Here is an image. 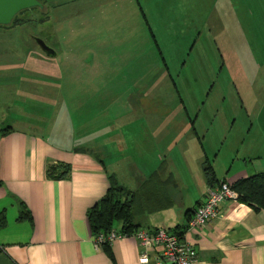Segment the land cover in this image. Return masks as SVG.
<instances>
[{
  "label": "rangeland",
  "instance_id": "obj_1",
  "mask_svg": "<svg viewBox=\"0 0 264 264\" xmlns=\"http://www.w3.org/2000/svg\"><path fill=\"white\" fill-rule=\"evenodd\" d=\"M149 2L47 0L46 8L19 15L22 24L0 26L1 126L42 135L58 128L81 138L90 124L138 120L133 145L141 140L150 164L173 158L181 183L189 181V169L196 170L195 154L207 153L221 171L243 164L253 142L250 149L255 145L253 151L264 160V0ZM34 37L58 57L46 58ZM68 53L96 57L100 64L91 70L100 77L73 75L89 69L85 61L64 55ZM191 119H197L199 129L202 124L209 128L198 141L193 139L195 154L184 146L183 132L175 136L178 148L170 155L164 151L173 148L169 138L153 149L168 132L176 135L170 121L188 127ZM83 136L87 139L73 149L88 155L107 154L114 160L121 147L111 143L106 152L105 144ZM186 150L183 160L180 153ZM124 165L114 179L129 187L133 179Z\"/></svg>",
  "mask_w": 264,
  "mask_h": 264
},
{
  "label": "crops",
  "instance_id": "obj_2",
  "mask_svg": "<svg viewBox=\"0 0 264 264\" xmlns=\"http://www.w3.org/2000/svg\"><path fill=\"white\" fill-rule=\"evenodd\" d=\"M158 1L150 0L148 5H156ZM64 55L87 64L88 74L80 71L72 72L73 75H91L93 79L100 77L96 76L94 70L100 64L96 57H77L71 53ZM141 57L142 54L135 56L134 61L138 62ZM104 61L110 62L109 58ZM103 77L109 79L111 76ZM124 108L128 109L129 104L124 105ZM118 121L103 126L101 123L90 124L89 132L83 134H88L92 142H99L98 146L105 144L106 152L108 144H121L120 149H117L120 154L116 150L114 160L107 154H98L99 161L93 155L74 152L73 147L87 139L86 136H67L58 128L54 133L42 135L16 125L4 127L0 124V217L3 218L0 225V264H144L139 262L143 249L132 235L120 236L110 242V258L104 247L95 243L87 219L89 209L105 195L109 187L108 178L118 177L116 171L122 164H125L124 167L133 179L130 182L132 186L119 184L118 179L116 183L130 190L137 187L136 177L144 179L157 172L158 180L165 186L161 184V190L155 192L151 199L142 198L144 201L138 206L143 207V203L144 207H158L161 204L167 207L154 212L139 208L135 222L139 228L154 231L164 227L171 233H174L172 228L183 225L187 218L192 217V212L186 215L188 210L195 209L205 200L210 185L202 171L204 160L210 163L218 180L211 183V187L221 181L231 185L264 172L261 154L256 155V150L253 151L255 145L250 149L253 142L249 145L250 152L243 155L247 157L242 156L243 164L217 171L208 154L203 152L204 148L200 155L193 151V139H200V136L209 132V128L202 124L199 129L197 119L192 120V123L189 120L188 127L185 122L177 124L173 120L168 126L172 125L176 135L172 131L168 132L166 137L154 144L153 149H157V145L160 146L169 138L173 148L170 149L168 145L164 151L167 150L170 155L178 148L177 135L182 132L185 134L187 141L184 146L190 150L191 155L195 154L193 161L196 170L189 169V179H186L189 181L181 183L172 166L173 158L169 160L166 156L162 161L158 158L150 164L144 159L146 155L143 156L142 152L145 148L141 140L138 139V144L133 145L138 134L134 130L138 127V120ZM129 129H133L131 135L127 133ZM118 133L120 139L113 141L119 137ZM124 133L127 138L123 137L126 136ZM125 143L127 146L124 147ZM180 154L185 160L188 151ZM58 164H66L69 172L64 178L53 179L48 176L47 170ZM115 226L118 229L120 224L117 222ZM186 237L197 252L198 264H264V210L255 209L247 203L225 201L220 205L216 218L210 219L201 229L189 232ZM156 252L157 248L148 249L150 263L162 264L155 262Z\"/></svg>",
  "mask_w": 264,
  "mask_h": 264
},
{
  "label": "trees",
  "instance_id": "obj_3",
  "mask_svg": "<svg viewBox=\"0 0 264 264\" xmlns=\"http://www.w3.org/2000/svg\"><path fill=\"white\" fill-rule=\"evenodd\" d=\"M43 1L44 2L42 1L39 2L42 4L43 8H46L45 3H47V0H43ZM138 7L141 10L139 5ZM35 9L38 10V8H32L30 10H35ZM26 11L28 10L18 13L16 17L13 19L10 26L22 24V22L19 21L18 16ZM151 37L153 38V35H151ZM154 43H155V47L158 50L156 41H154ZM158 52L160 54L159 50ZM27 53H29V55L33 54L31 51H28ZM191 123H192V119H191ZM7 129L8 128H5V130ZM83 150L84 149L76 148L74 149V152L88 155L84 153ZM89 155L91 156V154ZM92 155L98 161L100 160L97 153ZM202 171L206 179V182L208 185H210V187H211V183L218 182V180L215 177L213 168L207 160H204L202 162ZM68 172H69V168L66 164H58L56 166H50L47 170L48 176L53 179L64 178L68 175ZM108 180H109V187L105 195L87 212V219L90 229L93 233V237H96L99 234L106 236L112 230H115L117 233L122 235H131L134 231H136L139 228V224L135 222V215L136 212L138 211L137 209L140 208L146 210L147 208V211L154 212L167 207L166 205H162V204L160 206L158 205V207L157 206L151 207V205L144 207L145 205L143 203H142L143 207L138 206L140 202L144 201L142 200V198H145V200H149L152 198L153 195L156 194L155 192H159L161 190L162 182L158 180L157 172H153L150 176L144 179L142 178L140 179V177L139 178L136 177L137 187L134 190H130L123 186L118 185L116 183V180L112 176L108 178ZM171 181L174 184V181L172 179ZM223 182L224 181H221L219 182V184ZM162 186H165V184L163 183ZM230 187L238 194L237 202L240 201L242 203H247L248 205L253 206L255 209L264 210V172L253 175L251 177L241 179L231 184ZM199 206H197L195 209L188 210L186 215H188L191 212L194 214V212ZM22 216L29 217L27 216V214L25 215L22 214ZM189 219L190 218H187L186 222L183 225H177L174 228H172V231L178 237H183V235L185 236L187 222L189 221ZM117 222L120 224V227L118 229H116L115 226ZM2 223H3V218L0 217V225ZM100 245L104 247L105 251L108 252L110 258H112L109 249L110 242L106 239L103 242H101Z\"/></svg>",
  "mask_w": 264,
  "mask_h": 264
},
{
  "label": "built area",
  "instance_id": "obj_4",
  "mask_svg": "<svg viewBox=\"0 0 264 264\" xmlns=\"http://www.w3.org/2000/svg\"><path fill=\"white\" fill-rule=\"evenodd\" d=\"M238 194L226 182L218 184L216 187L208 188L205 194V200L194 212L192 218L187 222L185 236L178 237L175 233L169 232L164 227H158L154 231L147 228H138L131 235L136 238L142 247V254L139 262L150 263L148 249L157 248L155 262L162 264H198V255L187 239L189 232L196 231L204 227L212 218L218 216L219 207L225 201L236 202ZM124 236L112 230L109 234L94 237V241L99 245L104 240L112 242L117 237Z\"/></svg>",
  "mask_w": 264,
  "mask_h": 264
},
{
  "label": "water",
  "instance_id": "obj_5",
  "mask_svg": "<svg viewBox=\"0 0 264 264\" xmlns=\"http://www.w3.org/2000/svg\"><path fill=\"white\" fill-rule=\"evenodd\" d=\"M32 8L41 10L43 6L38 0H0V26H10L18 13ZM33 39L36 46L47 58H55L56 52L53 48L39 37Z\"/></svg>",
  "mask_w": 264,
  "mask_h": 264
},
{
  "label": "flooded vegetation",
  "instance_id": "obj_6",
  "mask_svg": "<svg viewBox=\"0 0 264 264\" xmlns=\"http://www.w3.org/2000/svg\"><path fill=\"white\" fill-rule=\"evenodd\" d=\"M49 46V45H48ZM52 48V47H51ZM54 49V48H53ZM56 52V51H55ZM46 57V56H45ZM58 57V53L56 52V56H55V58H57ZM47 58V57H46ZM55 58H52V59H55ZM49 59H51V58H49Z\"/></svg>",
  "mask_w": 264,
  "mask_h": 264
}]
</instances>
